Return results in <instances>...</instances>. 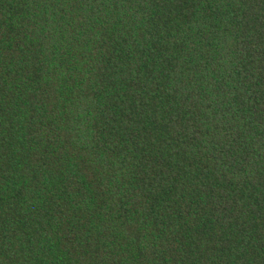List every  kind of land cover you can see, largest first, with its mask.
<instances>
[{"label": "trees", "instance_id": "1", "mask_svg": "<svg viewBox=\"0 0 264 264\" xmlns=\"http://www.w3.org/2000/svg\"><path fill=\"white\" fill-rule=\"evenodd\" d=\"M0 264H264V0H0Z\"/></svg>", "mask_w": 264, "mask_h": 264}]
</instances>
